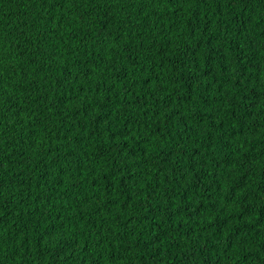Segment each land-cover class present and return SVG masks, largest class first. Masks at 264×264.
I'll use <instances>...</instances> for the list:
<instances>
[{"label":"trees","instance_id":"obj_1","mask_svg":"<svg viewBox=\"0 0 264 264\" xmlns=\"http://www.w3.org/2000/svg\"><path fill=\"white\" fill-rule=\"evenodd\" d=\"M0 264H264V0H0Z\"/></svg>","mask_w":264,"mask_h":264}]
</instances>
